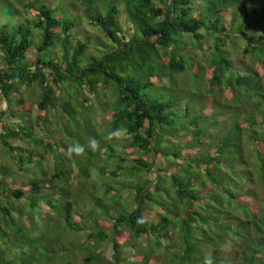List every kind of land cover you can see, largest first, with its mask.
<instances>
[{"label": "trees", "instance_id": "obj_1", "mask_svg": "<svg viewBox=\"0 0 264 264\" xmlns=\"http://www.w3.org/2000/svg\"><path fill=\"white\" fill-rule=\"evenodd\" d=\"M50 1L15 0L12 9L31 18L0 27V264H34L33 252L47 264H204L206 258L264 264V82L252 68L264 66V37L253 43L255 27L264 25V0H74L97 28L98 41L105 40L100 58L78 38V19ZM201 33L212 42L208 85L198 82L204 99L214 103L212 120L174 89L175 77L187 72L199 80L201 67L183 47L191 43L201 52ZM241 42L257 56L247 53L252 67L244 66L242 76L223 48ZM32 45L36 57L27 60ZM85 91L110 103L108 132L123 131L127 138L120 152L100 135L93 136L97 151L88 139H77L86 158L75 162L77 174L69 172L77 180L82 174L92 179L94 171L107 200L94 182L90 195L98 200L83 232L76 222L85 215L72 212L78 205L82 213L86 202H71L53 182L51 193L36 188L31 179L38 182L33 162L44 147L38 137L48 136L51 150L58 146L54 128L44 122L56 109L70 115L75 103H90ZM224 112L227 118L213 133ZM120 177L130 182L118 190L128 188L129 202L118 195ZM56 218L74 243L56 245L49 255L42 236L31 233L38 228L34 221L55 226ZM103 243L112 246L111 258L100 249Z\"/></svg>", "mask_w": 264, "mask_h": 264}, {"label": "rangeland", "instance_id": "obj_2", "mask_svg": "<svg viewBox=\"0 0 264 264\" xmlns=\"http://www.w3.org/2000/svg\"><path fill=\"white\" fill-rule=\"evenodd\" d=\"M14 1L15 0H0V27L4 24H7L8 22L12 23L15 21H21L23 17L28 18V19L31 18V15H27V13L22 12L21 8L17 6H16V10H18L19 14L16 16L17 14L16 10L12 9V8L15 9V7L12 5ZM110 1L112 0H108L106 5H109ZM49 4L53 5L54 7L65 5V7L68 8L69 13L75 16L76 19H78L79 22H77V28L78 27L79 28L77 30L78 31L77 36L79 39H81L82 42H85L86 44L88 43L90 44V49L91 51L94 52L97 58H100L103 53H107L106 48H103V49L100 48L101 42H104L105 40L102 39V41H98L96 37V34H99V32L96 30L97 28L89 25L88 22L85 21V19H83L82 16L85 11L83 7H80L77 4H74V0H51ZM36 5L38 6L39 3H37ZM234 12L236 11L232 10L229 13V15H227L228 16L227 18L230 19L231 18L230 14H234ZM237 13L239 14V12ZM201 34L203 36V39H202L203 49L201 50V52L198 51L195 46L193 47L191 43L186 44L183 47V50H184L183 53L185 57L191 60V63L194 66L201 67L200 70L198 68V72H197V75H198L197 78H199V80H197L194 77L195 74L191 72H187V74H182V75L175 77L177 81V87L174 89L175 90L177 89L178 92H181L182 95L184 94L183 98L185 101H187L188 103H195L194 105L195 111H197L198 114L201 113V115H203V118L205 120H212L209 107L211 106L214 107V103L211 100L208 102L204 99L205 95L203 93L204 91L203 87L198 86V82L199 83L205 82L207 84V81L210 79L209 72L211 71L210 69H208V66H209L208 62H209V56L212 54V50H211L212 42L211 40H209V35L205 33H201ZM260 37H264V25L263 26L257 25L255 27L253 43L258 44ZM260 43H259V46H261V48L264 50V42L263 44L262 42ZM230 46L232 47L234 46V48L229 49ZM34 48H35L34 45H32L30 50L28 51L27 60L36 57V52ZM223 48L225 51H228L229 53V58L234 68L235 74H239L241 76L244 74L243 72L244 66L249 65L252 67L250 62H248L249 58L247 57V53H250L252 58L257 59V56L255 57L253 54H251L249 50H245L246 48L245 44L242 42L238 44L228 43ZM197 52H200V53H197ZM87 56L93 57L90 55H87ZM86 63H87V59L86 57H84L81 61V64L85 65ZM252 68L258 69L260 70V72H262V79L264 82V66L262 64H257L253 66ZM263 82H261V86L263 85ZM72 84L75 86V89H76L77 88L76 83H72ZM70 90H71L70 94L73 96H76L74 94L73 88H71ZM157 92L159 93V91ZM87 93L88 92L85 91L84 95H87L88 99H90V103H80V105H82L81 108L79 107L78 103H75L73 107L74 112L71 113L70 115L63 114L62 109H56L54 115L49 117V120H48L49 122L48 121L44 122L46 124L45 127L47 130L54 128V134H55L54 138L58 139V140H55L56 144L58 145L57 148L52 147L53 149L51 150L50 148L46 146L47 142L49 141L48 136L40 135L38 137V135H34V138L35 137L41 138L42 144L44 145V147H41V145L39 144L40 151L35 152V156H37L38 158L36 161L33 162V164L37 168V171H39L36 176V180H38V182H36L34 179H31V184L36 183L37 185L36 188L38 187V184H40V186L43 187L48 193H51L52 187H47V186H49L53 182L56 184L55 187L57 188L58 193L60 195H62V193L67 195L71 202H75V203L83 202V201L86 202L88 206L83 208L82 213L79 212L78 205L75 206V209H77V213L72 212V214L77 217H80V214L85 215L83 220L76 222L78 228L83 232H86V229L88 228V224L92 223V221L90 220L91 219L90 213L93 212V209H95L94 201L98 200L97 198H94L93 195H90L92 186L94 182L99 184L100 181L97 178L95 179L94 177L95 174L92 175L94 171L92 173L90 172L92 179L87 178V176L86 175L84 176L83 174L81 175L82 179L76 180L74 178V175L69 171H72L74 174H77L78 168L76 167L75 162H78L79 159L81 158L84 160V158H86V155H84V152L80 155L69 154L68 152L69 146L75 145L77 143V139L86 138L89 140L90 138H94L93 136L95 134L97 137H99V135L105 137L106 142L112 144L114 148L118 152H120L119 146L124 145L125 143L124 141L127 138L126 134L123 131L116 132L115 136L110 135L112 133L108 132V120L106 117L110 103H104L102 100L100 103V100L97 99V95H94L93 93H88V94ZM190 97H192V99ZM210 98H213V97H210ZM207 102L210 104H208ZM254 104L255 103H247L246 105L254 106ZM99 108H101V110ZM180 109L182 110V105ZM86 113H88L90 116L85 115ZM226 115L227 113L224 112L221 118L217 117L218 124L215 125V128L213 129V133L219 132V130L221 129L223 125V120H224L223 118H227ZM240 116L243 118L244 114L242 113L240 114ZM63 133H65L68 137L63 136L62 135ZM30 140L32 141V139ZM50 151H51V156L48 155ZM0 157H1L0 162H2L3 157L1 154H0ZM123 157H126V156H123ZM127 158L130 159V157H127ZM103 159L105 161H108L109 163H111L110 160L112 161L111 158H108L107 156H104V155H103ZM67 175H69L68 183H66L65 181ZM127 180L128 179L126 178L120 177L116 180V183L120 185L117 189L118 195L121 196V198H125L126 202H129L130 199L126 197L129 193L128 188H125L124 191L120 194L121 189L123 190L121 185L127 186L130 183ZM103 186H104L103 184L96 185L97 187L96 190H98L99 192L98 196L101 199L106 200L104 199L103 194H102ZM119 189H120V192L118 191ZM39 200L45 203L46 198L41 197L39 198ZM125 201H124V204L126 203ZM108 203L111 205L109 201ZM109 207L110 206L108 205L107 209ZM26 209L29 210L28 208ZM47 211L50 212V210H47ZM110 214H113V213H110ZM53 222L54 221L52 220L34 221V223L38 224V228L34 229L33 232L31 233L32 235L31 238L36 237V236H42V244L48 245L50 247L49 252H48L49 255H51L53 251L55 252L57 251L56 245L59 247V246L71 245L72 243H74V241L71 240V238L69 237L66 238V236L63 235L64 233H66V230L62 229V227L64 226L61 220L57 219L55 222L56 223L55 226ZM73 232L75 231L73 230ZM69 233H72V232H69ZM66 239H70L71 241L64 242ZM120 242H122V240H120ZM77 247L78 245L73 246V248H77ZM111 247L112 246L107 243H103L100 245V249L109 258H111L112 256ZM18 252H22V251L20 250ZM32 255L35 258L34 264H47L48 263L45 256L39 257V254L37 252H33Z\"/></svg>", "mask_w": 264, "mask_h": 264}, {"label": "clouds", "instance_id": "obj_3", "mask_svg": "<svg viewBox=\"0 0 264 264\" xmlns=\"http://www.w3.org/2000/svg\"><path fill=\"white\" fill-rule=\"evenodd\" d=\"M115 136L116 134H110ZM89 147L91 148L92 151H97L99 149V141L96 140L95 138H90L89 139ZM83 146L79 145L78 143L75 145H72L69 147L68 152L69 154H76V155H80L83 153ZM204 264H212L211 259H205Z\"/></svg>", "mask_w": 264, "mask_h": 264}, {"label": "built area", "instance_id": "obj_4", "mask_svg": "<svg viewBox=\"0 0 264 264\" xmlns=\"http://www.w3.org/2000/svg\"><path fill=\"white\" fill-rule=\"evenodd\" d=\"M0 132H1V125H0Z\"/></svg>", "mask_w": 264, "mask_h": 264}]
</instances>
